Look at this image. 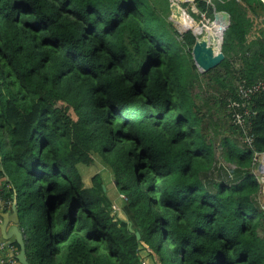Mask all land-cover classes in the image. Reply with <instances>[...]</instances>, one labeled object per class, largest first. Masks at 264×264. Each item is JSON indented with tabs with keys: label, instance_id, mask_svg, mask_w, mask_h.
Instances as JSON below:
<instances>
[{
	"label": "trees",
	"instance_id": "trees-1",
	"mask_svg": "<svg viewBox=\"0 0 264 264\" xmlns=\"http://www.w3.org/2000/svg\"><path fill=\"white\" fill-rule=\"evenodd\" d=\"M210 3L230 23L201 73L168 0H0V178L28 264H264V89L238 95L264 83V0ZM96 156L125 219L99 174L83 185Z\"/></svg>",
	"mask_w": 264,
	"mask_h": 264
},
{
	"label": "rangeland",
	"instance_id": "rangeland-1",
	"mask_svg": "<svg viewBox=\"0 0 264 264\" xmlns=\"http://www.w3.org/2000/svg\"><path fill=\"white\" fill-rule=\"evenodd\" d=\"M176 2L180 8L183 9V12H179V14L176 16V19L174 21L171 20V14L170 10L167 14V21L170 22L173 26V28L180 34L184 35L187 32H193L196 36V38L202 37V30L200 34H197V29H206L209 28L213 24V20L207 19L206 15L199 12L197 9V6L195 4V0H168L169 5L171 3ZM209 4L210 0H207ZM213 21V22H212ZM219 26L216 29V34ZM260 28V20H255L254 22V29L252 33L249 36V39L251 40L254 37V34H257L256 29ZM204 34V33H203ZM218 36V34H217ZM211 49L213 50L214 57H216L219 54L220 48L219 44H217L216 49L211 46ZM217 161L216 164L223 165L226 168H232V166H229L225 163L222 164V159L220 158L219 154L217 153ZM264 156L259 155L255 156L254 159V174L257 177V180L259 181L261 185V192L256 197V202L258 205L261 206V208L264 206ZM261 166V172L258 171V168ZM79 170L81 172L82 176V182L84 187H88L91 185L90 179L95 174H99L102 178L103 185L106 188V193L109 199L113 202V213H116L117 217L120 219H125L123 213L121 212V207H123L124 197L122 195H119L113 185V175L110 171V168L107 164H105L98 156L95 157L94 163L91 166L83 167L80 166ZM36 208V207H34ZM141 256L143 257V264H152V261L150 258L147 257V254L141 251ZM42 264V260L41 263ZM171 264H173L171 262Z\"/></svg>",
	"mask_w": 264,
	"mask_h": 264
},
{
	"label": "water",
	"instance_id": "water-1",
	"mask_svg": "<svg viewBox=\"0 0 264 264\" xmlns=\"http://www.w3.org/2000/svg\"><path fill=\"white\" fill-rule=\"evenodd\" d=\"M169 10H170V14H171L170 18L172 21H174V19H176V16L179 14V12H183V9L180 8L176 2L170 4ZM217 20H220L222 25H223L222 32L220 34L221 42H220L219 54L216 57H213L212 49L210 47H208L205 42H203V41L200 42L199 40L201 38L195 39L194 45H193L192 50H191V55H192V60L194 62V65L196 66L198 71L201 73H205L211 69H214L224 60V55L221 52V46H222V42H223V32L229 26L230 16L225 11H218V12L215 11L213 13V21H217ZM192 34L195 36V34L193 32H192ZM202 51H203L204 56L202 54ZM258 171L261 172V166L258 168ZM14 203H16V199L14 200ZM136 237L138 239L139 235L136 234ZM22 253L24 254V246L21 245L20 250H19V254L17 257L19 262H21L20 261V255H23ZM21 263L22 264H28L26 262V260H23Z\"/></svg>",
	"mask_w": 264,
	"mask_h": 264
},
{
	"label": "crops",
	"instance_id": "crops-1",
	"mask_svg": "<svg viewBox=\"0 0 264 264\" xmlns=\"http://www.w3.org/2000/svg\"><path fill=\"white\" fill-rule=\"evenodd\" d=\"M8 190L10 187L5 184V180L0 178V241L16 243L21 247V245L24 246V230L16 211V203H14L16 198L14 197L12 201L4 199V192ZM23 260L27 262L25 251L23 255H20V261ZM21 262L19 264H22Z\"/></svg>",
	"mask_w": 264,
	"mask_h": 264
},
{
	"label": "built area",
	"instance_id": "built-area-1",
	"mask_svg": "<svg viewBox=\"0 0 264 264\" xmlns=\"http://www.w3.org/2000/svg\"><path fill=\"white\" fill-rule=\"evenodd\" d=\"M264 89V83L259 81L254 83L252 86H239L238 95L243 102L248 101L253 95L258 94ZM234 106H237V103H233ZM234 120L237 125L243 126L244 119L243 116L239 113L234 115ZM247 144H251V138H247ZM264 156V155H263ZM19 251L12 243L7 241H0V264H19L17 259Z\"/></svg>",
	"mask_w": 264,
	"mask_h": 264
},
{
	"label": "bare ground",
	"instance_id": "bare-ground-1",
	"mask_svg": "<svg viewBox=\"0 0 264 264\" xmlns=\"http://www.w3.org/2000/svg\"><path fill=\"white\" fill-rule=\"evenodd\" d=\"M218 26H219V20L214 21L213 24L209 28L197 29V34H200V32L202 30V37H201V39L199 38L200 39L199 41L200 42L203 41V42L206 43V45L208 47L211 48V46H212V47H214V49H216V46L218 44L216 29H217ZM202 54H203V51H202ZM203 56H204V54H203ZM214 56L215 55L213 53V57ZM263 167H264V165H263Z\"/></svg>",
	"mask_w": 264,
	"mask_h": 264
}]
</instances>
